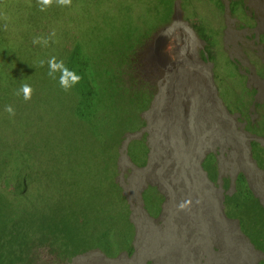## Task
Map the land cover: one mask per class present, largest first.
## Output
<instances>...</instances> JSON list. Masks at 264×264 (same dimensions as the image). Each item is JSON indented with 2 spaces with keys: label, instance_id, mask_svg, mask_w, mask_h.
<instances>
[{
  "label": "trees",
  "instance_id": "1",
  "mask_svg": "<svg viewBox=\"0 0 264 264\" xmlns=\"http://www.w3.org/2000/svg\"><path fill=\"white\" fill-rule=\"evenodd\" d=\"M177 2L205 42L201 57L213 62L223 103L241 115L247 130L264 137V102L255 100L256 89L248 87L239 62L222 46L227 9L245 20L241 27L253 26L254 20L246 21L244 0H72L68 6L53 0L47 7L40 0H0V264H71L91 250L108 258L133 256L136 230L116 180L118 165L103 167L97 149L116 133L109 150L118 154L126 134L146 125L141 114L158 89L142 80L143 51L172 24ZM206 8L215 10L212 21L203 15ZM52 57L81 76L70 90L60 86L59 73L56 79L48 75ZM23 83L34 89L28 101L17 95ZM36 100L50 102L42 110L47 115L25 109ZM7 105L14 116L5 111ZM253 109L259 111L256 121ZM251 148L264 168V147L252 141ZM202 167L217 183L216 154L208 153ZM230 187L225 178L224 189ZM235 187L224 196L225 215L264 253V205L244 174H238ZM147 190L145 206L157 200L158 215L164 196L157 187Z\"/></svg>",
  "mask_w": 264,
  "mask_h": 264
},
{
  "label": "rangeland",
  "instance_id": "2",
  "mask_svg": "<svg viewBox=\"0 0 264 264\" xmlns=\"http://www.w3.org/2000/svg\"><path fill=\"white\" fill-rule=\"evenodd\" d=\"M223 1L229 4V0ZM244 2L249 16L246 21L255 20L253 26L241 27L240 21L245 20L239 21L227 9L223 15L222 46L230 59L239 62L241 74L248 78V87L256 89V101L264 102V69H257L264 65L261 41L264 0ZM214 11L206 8L202 14L212 21ZM186 17V11L178 2L169 29L160 33L145 50L148 60L160 63L141 73L144 83L153 79L152 84L159 87L151 108L144 113L147 126L126 135L119 156L115 150H109L116 133L107 146L97 149L103 167L113 169L115 163L119 165L116 180L130 201L131 217L138 232L135 254L111 262L94 251L77 258L73 264H258L263 259L259 253L248 250V261H251H242L236 248L245 249V245L242 247L236 222L224 216L222 203L224 179L233 183L237 174L244 172L264 204V172L251 154V142L259 140L264 146V138L247 130L241 115L230 111L223 103L214 80L213 62L201 57L205 43L191 24L186 23ZM158 50L162 56L157 54ZM226 94L229 100L235 99L228 90ZM239 96L240 93L237 99ZM43 101L36 100L27 108L25 105V109L40 116L47 115L49 111L42 110L50 107V102ZM251 118L256 121L259 111L253 109ZM142 138L149 148L144 164L147 149L140 142ZM211 152L218 159V184L211 182L202 168L204 158ZM130 156H137L133 158L135 163ZM150 184L156 185L166 196L164 211L155 221L147 218L141 204V192ZM147 192L153 195L151 190ZM187 201L191 203L182 213L187 216L190 212L191 216L184 218L175 211ZM157 203L154 199L146 207L149 213L156 214Z\"/></svg>",
  "mask_w": 264,
  "mask_h": 264
},
{
  "label": "clouds",
  "instance_id": "3",
  "mask_svg": "<svg viewBox=\"0 0 264 264\" xmlns=\"http://www.w3.org/2000/svg\"><path fill=\"white\" fill-rule=\"evenodd\" d=\"M56 2L58 3V4H60V5H62V6H68V5H71V2H72V0H56ZM40 3H41V5L42 6H44V7H47V6H51V4L53 3V0H40ZM178 3V2H177ZM181 4V3H180ZM176 6H177V4H176ZM44 7H42L41 8V10L43 11L44 10ZM176 11V10H175ZM175 15V14H174ZM254 18V17H253ZM174 20V19H173ZM255 21V20H254ZM186 23H190V22H186ZM169 26H171V25H169ZM169 26H167L161 33H163L164 31H167L168 29H169ZM158 35H160V33L158 34ZM157 35V36H158ZM156 36V37H157ZM156 37H154L151 41H153ZM262 38V37H261ZM40 39L41 38H37V39H35L34 41H33V43H39L40 42ZM150 41V42H151ZM44 42V44L46 45L47 43H48V41L47 40H44L43 41ZM149 42V43H150ZM149 43L147 44V46L144 48V51H143V53L145 54L144 55V57H145V61L148 63H146V64H144V67H141V69H139V72L140 73H142L143 72V70L145 69V68H149V69H153V67H155V66H158L160 63L158 62V65L157 64H155V61H154V59H151L152 61H150V60H148L147 59V56H146V53H145V50L147 49V47H148V45H149ZM205 43V42H204ZM151 50V49H150ZM157 52V54H159L160 53V55L162 56V53L158 50V51H156ZM40 65L41 66H43V64H44V61L43 60H41L40 62ZM48 65H49V72H48V75L52 78V79H56L57 78V76H56V74L57 73H59L60 75H59V84H60V86L65 90V91H68V90H70L73 86H75L76 84H78L79 82H80V80H81V76L80 75H78L77 73H76V71H74V70H70L66 65H65V63H64V61L63 60H59V61H57V59H56V57H52V58H50L49 60H48ZM147 82H149V84L150 85H153V88H157L158 90H157V93H156V95H155V97H154V99H153V101H152V104H153V102H154V100H155V98H156V96H157V94H158V91H159V87L157 86V84L155 83V84H152V83H154L155 81L152 79V80H150V81H147ZM146 83V82H145ZM33 91H34V89L29 85V84H27V83H23L22 84V86H21V88H20V90L17 92V95H20L21 93L23 94V98H24V100L25 101H28V100H30L31 98H32V94H33ZM256 100V99H255ZM152 106V105H151ZM151 108V107H150ZM149 108V109H150ZM148 109V110H149ZM148 110H146V111H144L142 114H141V116H142V118L145 120V122H146V125L142 128V129H144L146 126H147V120H146V118L144 117V113L145 112H147ZM5 111L7 112V113H9V115H11V116H14L15 115V110H14V108L12 107V106H10V105H7V106H5ZM141 129V130H142ZM140 131V130H139ZM128 134V133H127ZM126 134V135H127ZM130 134V133H129ZM257 136V135H256ZM257 137H260V136H257ZM125 138H126V136H125ZM124 138V139H125ZM260 138H264V137H260ZM140 140H144V138H142V139H140ZM124 141V140H123ZM253 141H257V142H260L261 143V145L263 146V144H262V142L261 141H259V140H253ZM133 142V141H132ZM131 142V143H132ZM144 142H145V140H144ZM122 144V143H121ZM144 145L146 146V149H147V151L149 152V148H148V146H147V144H146V142L144 143ZM121 146V145H120ZM130 146V145H129ZM264 147V146H263ZM119 149H120V147H119ZM119 149H118V156H119ZM128 152H129V148H128ZM212 153H214V152H212ZM215 154V153H214ZM251 154H252V148H251ZM130 155V154H129ZM131 157V156H130ZM147 157H148V154H147ZM216 157H217V155H216ZM133 160V159H132ZM218 160V159H217ZM147 161V160H146ZM133 162H134V160H133ZM257 162V161H256ZM135 163V162H134ZM142 164H144V163H142ZM258 164V163H257ZM119 166V165H118ZM218 166H219V164H218ZM263 172H264V168H262V167H260V166H258ZM203 168V167H202ZM204 170V169H203ZM205 171V170H204ZM240 173H242V174H244L245 175V177H246V180L248 181V186H249V188H250V190L255 194V196L256 197H258L257 195H256V193H255V190H254V188H253V186H252V184H251V182H250V180H249V178H248V176L244 173V172H240ZM240 173H238V174H240ZM238 174H237V176H238ZM206 176L208 177V175H207V173H206ZM236 176V177H237ZM236 177H235V180H236ZM210 180V179H209ZM227 180H229V179H227ZM235 180H234V182L232 183L230 180V182H231V187L228 189V190H225V194H230V195H232L235 191H236V187H235ZM211 181V180H210ZM212 182V181H211ZM119 183V182H118ZM214 183V182H213ZM219 183V179H218V182L217 183H215V184H218ZM121 186V185H120ZM149 186H153V187H157L156 185H148V186H146L143 190H142V192H141V197H142V206H143V209L146 211V213H147V218H149V220H152V221H155V220H158L159 219V217L162 215V213H163V211H164V203H165V200H166V196L161 192V194L164 196V198H163V201H162V203L160 204V210H159V214L158 215H154V214H151V213H149L148 212V210H147V208H146V206H145V201H144V192L149 188ZM122 187V186H121ZM223 187H224V181H223ZM233 187V191H230V189ZM123 189V188H122ZM157 189L159 190V188L157 187ZM123 194L125 195V193H124V190H123ZM225 194H224V196H225ZM224 196H223V202H224ZM125 197H126V195H125ZM127 198V197H126ZM259 198V197H258ZM260 199V198H259ZM260 201H261V199H260ZM127 202H128V204H129V208H130V218H131V221L133 222V220H132V217H131V215L133 214L132 213V210H131V205H130V201L128 200V198H127ZM262 202V201H261ZM191 202L190 201H187V202H184V203H181L180 205H179V207H180V210L178 209V210H176L175 211V213H178L179 212V214L181 215V216H184L183 215V213H182V209H184L185 207H186V205L187 204H190ZM262 204H263V202H262ZM264 205V204H263ZM222 207H223V211H224V204L222 203ZM224 213V216L226 217V215H225V212H223ZM191 216V214H190V212H189V215H187V216H184V218H189ZM227 218V217H226ZM228 219V218H227ZM229 220H231V221H234V222H236V224H237V231H238V233H239V235L242 237V239L240 240V242L242 243V247H244V245H245V249H237L236 248V250H237V253H240L241 254V259H242V261H245V262H247L248 261V259L250 258V255H249V253H248V250H251V251H253V252H257V253H259L262 257H263V259H261L259 262H258V264L261 262V261H264V253L263 252H261V251H259V250H257L252 244H251V242H250V240L242 233V231H241V228H240V224H239V222L237 221V220H233V219H229ZM133 224H134V226H135V230H136V237H137V234H138V232H137V227H136V225H135V223L133 222ZM224 233H225V231H224ZM135 240H136V238H135ZM135 240H134V242H135ZM234 243H235V241H234ZM245 243V244H244ZM134 244V243H133ZM251 246V247H250ZM94 251H99V250H91V251H89V252H87V253H85V254H82V255H79V256H77V257H75L74 258V260H73V262L77 259V258H79V257H82V256H85V255H87V254H89L90 252H94ZM135 251H136V248H135ZM100 253H102L101 251H99ZM134 254H135V252H134ZM134 254H133V256H134ZM102 255H103V257L106 259V260H108V261H111V262H114L115 260H117V259H119V258H121L122 256H125V257H127V258H131V257H133V256H131V257H129L128 256V254L126 253V252H123L121 255H119L118 257H116V258H108V257H106L103 253H102ZM251 260H249L248 262H250ZM73 262L71 263V264H73Z\"/></svg>",
  "mask_w": 264,
  "mask_h": 264
}]
</instances>
